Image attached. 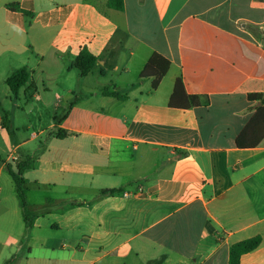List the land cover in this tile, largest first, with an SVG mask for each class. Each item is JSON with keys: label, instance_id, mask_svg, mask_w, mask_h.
<instances>
[{"label": "crops", "instance_id": "0c3cea01", "mask_svg": "<svg viewBox=\"0 0 264 264\" xmlns=\"http://www.w3.org/2000/svg\"><path fill=\"white\" fill-rule=\"evenodd\" d=\"M123 1L0 0L5 97L63 113L9 143L0 102V264H229L256 236L240 264H264V140L236 145L264 97V0ZM27 158L28 229L7 171Z\"/></svg>", "mask_w": 264, "mask_h": 264}, {"label": "trees", "instance_id": "16d2710c", "mask_svg": "<svg viewBox=\"0 0 264 264\" xmlns=\"http://www.w3.org/2000/svg\"><path fill=\"white\" fill-rule=\"evenodd\" d=\"M109 5L111 8L122 11L124 9L123 0H109ZM8 8L13 11H20L25 15L30 17L33 16L32 13L20 9L18 4L8 5ZM97 58L94 57L87 49H83L82 52L75 58L72 63V68L79 71L80 75L87 76L97 65ZM30 78V73L27 68H21L16 71L8 80L7 84L13 97L17 98L20 89L26 85ZM106 96H113L118 99H125L124 96L115 95L113 93H104ZM249 100L259 101L262 107L255 113L251 121L247 124L242 133L238 136L236 140V145L239 149H252L260 145L264 140V97L262 95H249ZM190 104L194 107L198 106H208L209 99L207 97L201 96H190ZM67 132L63 130H57L55 133L56 138L64 139L67 137ZM33 168V161L31 159H24L16 164V169L14 170L11 165L7 166V171L10 174L15 187L16 195L20 202L22 209L24 210V220L26 228H31L36 215L28 210V202L26 194L24 191V186L27 180L24 178V174ZM262 238L256 236L234 244L230 248L229 254V264H240V258L242 255L252 252L260 246ZM13 259H10L6 264H10Z\"/></svg>", "mask_w": 264, "mask_h": 264}, {"label": "rangeland", "instance_id": "374dc122", "mask_svg": "<svg viewBox=\"0 0 264 264\" xmlns=\"http://www.w3.org/2000/svg\"><path fill=\"white\" fill-rule=\"evenodd\" d=\"M5 89H8L5 83L0 85V102L8 112V121L3 123V131L9 143L13 141L12 138L14 139L13 133L19 138L28 139L34 131H47L49 125L56 121L55 117L60 118L63 115L61 110L55 109V105L36 102L31 104L23 97L20 100L7 99ZM5 158V155L0 151V161Z\"/></svg>", "mask_w": 264, "mask_h": 264}, {"label": "built area", "instance_id": "2783aa9c", "mask_svg": "<svg viewBox=\"0 0 264 264\" xmlns=\"http://www.w3.org/2000/svg\"><path fill=\"white\" fill-rule=\"evenodd\" d=\"M12 161L13 162H17L18 161V158L17 157H12Z\"/></svg>", "mask_w": 264, "mask_h": 264}]
</instances>
